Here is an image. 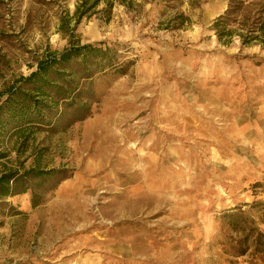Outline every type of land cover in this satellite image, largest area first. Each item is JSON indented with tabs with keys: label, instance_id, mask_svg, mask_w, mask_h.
I'll return each instance as SVG.
<instances>
[{
	"label": "rangeland",
	"instance_id": "1",
	"mask_svg": "<svg viewBox=\"0 0 264 264\" xmlns=\"http://www.w3.org/2000/svg\"><path fill=\"white\" fill-rule=\"evenodd\" d=\"M75 3L0 0V93L48 50L102 49L2 135L26 191L0 201V264H264L227 225L264 232V0H115L79 23Z\"/></svg>",
	"mask_w": 264,
	"mask_h": 264
},
{
	"label": "trees",
	"instance_id": "2",
	"mask_svg": "<svg viewBox=\"0 0 264 264\" xmlns=\"http://www.w3.org/2000/svg\"><path fill=\"white\" fill-rule=\"evenodd\" d=\"M114 1L76 0L73 17L76 23L83 18H90L99 11L98 7L101 4H103V10L109 15ZM67 20V16L63 17L60 23H67ZM219 21L214 23V28L217 29ZM101 50L93 44L78 43H72L61 51L48 50L36 62L34 71L27 76L15 79L0 93V96L4 97L0 100V162L7 156L3 149L2 135L10 132L21 135L28 130L29 126L44 123L47 120L50 103L56 102L60 94H63L62 84L59 81L63 80L65 70L85 64L89 55L93 52L99 53ZM31 172L34 177L42 174V171L32 170ZM31 172L28 171L26 174ZM24 177V174H18L13 168L0 169V201L17 193H24L26 191V187H23ZM227 217L228 227L241 235L237 254L244 255L250 250L264 254V232L253 226L241 210L230 213Z\"/></svg>",
	"mask_w": 264,
	"mask_h": 264
}]
</instances>
